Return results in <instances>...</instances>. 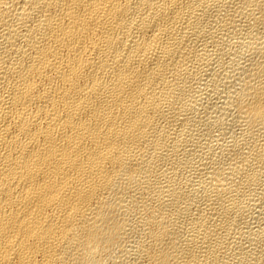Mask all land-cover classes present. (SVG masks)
<instances>
[{
  "label": "bare ground",
  "instance_id": "6f19581e",
  "mask_svg": "<svg viewBox=\"0 0 264 264\" xmlns=\"http://www.w3.org/2000/svg\"><path fill=\"white\" fill-rule=\"evenodd\" d=\"M0 264H264V0H0Z\"/></svg>",
  "mask_w": 264,
  "mask_h": 264
}]
</instances>
